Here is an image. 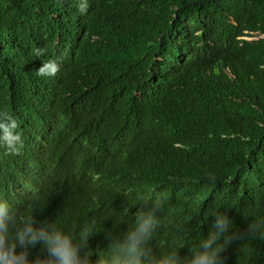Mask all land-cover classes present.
Instances as JSON below:
<instances>
[{
    "label": "trees",
    "instance_id": "16d2710c",
    "mask_svg": "<svg viewBox=\"0 0 264 264\" xmlns=\"http://www.w3.org/2000/svg\"><path fill=\"white\" fill-rule=\"evenodd\" d=\"M38 47L47 50L43 58L33 54ZM43 59L68 66L62 112L45 109L44 81L34 72ZM82 99L114 125L145 127L156 109L169 134L157 155L142 158L108 140L101 143L106 155L68 148V156L78 153L70 162L80 168L74 191L43 187L16 211L65 231L77 225L79 232L94 218L96 260L108 254V233L121 234L135 220L142 199L133 198L163 193L150 247L156 256H189L212 230L211 213L232 215L264 185V0H89L86 15L75 0H0V110L36 132L56 127ZM68 129L85 126L71 121ZM10 158L0 147V176ZM135 165L159 172V191L146 190L154 179L131 178ZM12 184L0 183V192L13 206L19 191ZM236 218L234 233H244L264 210ZM43 254L39 244L30 250V258ZM223 255L226 264H264V239L237 240Z\"/></svg>",
    "mask_w": 264,
    "mask_h": 264
},
{
    "label": "clouds",
    "instance_id": "9594fccd",
    "mask_svg": "<svg viewBox=\"0 0 264 264\" xmlns=\"http://www.w3.org/2000/svg\"><path fill=\"white\" fill-rule=\"evenodd\" d=\"M75 4L81 15L87 14L89 0H75ZM32 51L35 57L43 58L47 50L38 47ZM63 67L68 69L67 65L57 60L43 59L42 64L34 70L35 75L44 81L42 88L48 98L47 110H64L59 99L60 86L65 79V74L61 73ZM71 103L73 105L63 114L56 127L43 125L36 132L32 131V122L28 123L19 115L17 121L8 111L0 110V147L11 155L6 163L8 172L0 176V183L5 184L6 180L13 182L10 186L19 191L13 206L0 192V264H226L227 258L223 253L235 241L264 239V218H254L244 233H234L241 229L236 217H251L264 210L263 184L257 186L247 203L234 209L232 215L227 211L211 213L214 216L212 230L198 245L190 248L189 256L183 258L178 255V250L156 256L150 247L153 234L160 225L159 214L165 211L167 197L163 193L149 199L150 193L146 197H134L136 199L133 201L142 199L137 202L140 208L135 213V220L121 234L108 233V254L100 255L96 260L92 259L89 248V239L96 233L94 218L79 232L77 225L65 231L49 220L37 222L33 215L16 211L29 204L30 193L43 187L59 185L66 192L74 191L80 168L73 164L77 159L70 162L79 151L106 155L107 147L101 148V143L108 140V143L127 147L126 153L132 159L154 156L157 155L161 139L170 131L168 121L156 109L151 121L142 127L126 123L114 125V120L99 116L83 99L82 102ZM71 121L83 124L84 132L68 129ZM68 148L78 153L68 156ZM131 178L154 179V185L146 190L156 192L160 189L159 172L153 169L136 166L131 169ZM208 179L215 182L217 178L211 175ZM121 195L127 197L128 193L122 189ZM85 196L89 203H94V194ZM95 204L98 207V202ZM168 211L171 213L172 210ZM38 244L44 254L30 258V250Z\"/></svg>",
    "mask_w": 264,
    "mask_h": 264
}]
</instances>
